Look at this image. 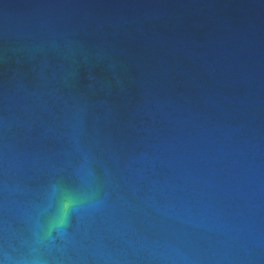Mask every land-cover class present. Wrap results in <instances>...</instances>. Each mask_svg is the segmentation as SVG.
I'll use <instances>...</instances> for the list:
<instances>
[{
  "label": "water",
  "instance_id": "water-1",
  "mask_svg": "<svg viewBox=\"0 0 264 264\" xmlns=\"http://www.w3.org/2000/svg\"><path fill=\"white\" fill-rule=\"evenodd\" d=\"M0 264H264V0H0Z\"/></svg>",
  "mask_w": 264,
  "mask_h": 264
}]
</instances>
